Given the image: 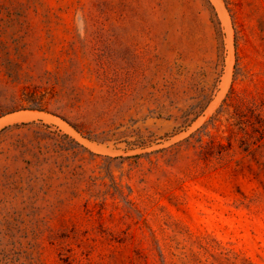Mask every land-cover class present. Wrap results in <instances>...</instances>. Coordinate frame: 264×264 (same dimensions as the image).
<instances>
[{"label":"rangeland","instance_id":"374dc122","mask_svg":"<svg viewBox=\"0 0 264 264\" xmlns=\"http://www.w3.org/2000/svg\"><path fill=\"white\" fill-rule=\"evenodd\" d=\"M19 113L0 264H264V0H0Z\"/></svg>","mask_w":264,"mask_h":264},{"label":"bare ground","instance_id":"6f19581e","mask_svg":"<svg viewBox=\"0 0 264 264\" xmlns=\"http://www.w3.org/2000/svg\"><path fill=\"white\" fill-rule=\"evenodd\" d=\"M21 115H24L23 113L22 114H15V115H10V116H6V117H4V118H1L0 119V125L1 124H3L4 122H6V121H8V120H10L11 118H13V117H16V116H21ZM14 120V119H13ZM7 123V122H6ZM9 123V122H8Z\"/></svg>","mask_w":264,"mask_h":264},{"label":"trees","instance_id":"16d2710c","mask_svg":"<svg viewBox=\"0 0 264 264\" xmlns=\"http://www.w3.org/2000/svg\"><path fill=\"white\" fill-rule=\"evenodd\" d=\"M264 129V128H263Z\"/></svg>","mask_w":264,"mask_h":264}]
</instances>
